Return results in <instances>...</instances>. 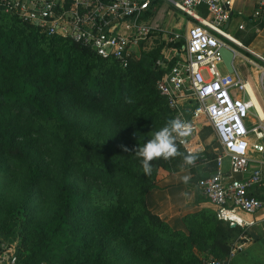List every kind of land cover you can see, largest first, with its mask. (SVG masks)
I'll return each instance as SVG.
<instances>
[{
    "label": "rangeland",
    "instance_id": "rangeland-1",
    "mask_svg": "<svg viewBox=\"0 0 264 264\" xmlns=\"http://www.w3.org/2000/svg\"><path fill=\"white\" fill-rule=\"evenodd\" d=\"M154 5L156 13L151 21L158 24L164 32L147 36L139 44L131 66L136 84L133 97L141 98L140 100L156 93V60L169 58L177 51L169 44V34L166 33L176 31L183 35L187 22V16L173 8L168 0H158ZM233 25L234 23L230 32L239 38L241 33L234 32ZM125 30L128 29L121 28V31ZM260 41L264 42V39H259ZM260 56L264 58V53L250 54L249 58L254 63L251 65L246 62L245 65L256 78L254 81L249 76L258 99L264 105V59ZM255 64L259 71L253 69ZM219 68L223 72L221 64ZM148 71H151L149 75ZM158 107L160 103L150 107L151 112H157ZM190 111L189 106L182 108L183 117L189 124L192 123ZM63 115L66 119L78 121L84 128L85 135L107 153L114 154L123 149L125 151L126 147L129 149L125 151L128 156L138 162L135 149L155 132L150 128L134 125L121 133L120 127L101 113L78 106L66 109ZM14 116L20 128L27 131L22 140L26 156H1L5 159L0 170V250L15 253L16 246L22 239L20 226H12L11 219L6 217V207L26 198L33 220H48L59 211L56 184L64 173L75 186L88 192L83 202L85 209L80 210V224L87 230L94 224L101 226L98 229L100 233L95 236L96 242L84 253L86 257L102 245V264H205L204 260L207 258L226 263L229 257V264H264V221L250 229L246 228L243 233L229 232L227 224L216 217L215 208L209 203H203L190 213L196 215L184 218L181 228L170 227L167 230L145 214L136 181L119 179L116 175L115 184L106 185L93 177L86 178L83 172L88 165L83 161L81 150L76 146L71 149L65 147L63 133L54 121L38 119L33 110L27 107L15 112ZM169 118L171 117L168 114L162 118L160 128ZM196 125V137L202 143L201 148L205 150L201 151L202 154L194 161L195 164L189 166L183 157L155 160L152 175L143 173L148 182L156 186L183 184L191 191L197 187L198 180L209 173L210 160L205 154L208 148H211L208 153L215 154L222 150V146L205 117L199 118ZM179 150L181 151L180 148ZM224 165L227 167L226 160ZM90 172V176L98 173L91 166ZM185 177H188V183H183ZM127 218L134 220L133 225L128 224ZM175 230L180 233L173 232ZM244 234L251 242L241 249V235Z\"/></svg>",
    "mask_w": 264,
    "mask_h": 264
},
{
    "label": "trees",
    "instance_id": "trees-1",
    "mask_svg": "<svg viewBox=\"0 0 264 264\" xmlns=\"http://www.w3.org/2000/svg\"><path fill=\"white\" fill-rule=\"evenodd\" d=\"M183 42L182 39L169 44L179 50ZM164 62L166 67L156 65L157 78L173 64L174 58L166 57ZM132 63L133 60L127 67H121L111 57H101L90 48L68 39L48 37L35 26L0 10V170L5 159L1 156H26L22 140L27 131L20 128L14 114L27 107L38 119L56 123L63 133L62 141L66 148L79 147L83 161L88 165L83 172L86 178L93 177L106 185H114L116 175L119 179L136 181L145 214L170 230L171 226L151 213L145 204L146 192L157 186L145 179L140 163L130 158L124 149L114 154L107 153L85 135L78 121L66 119L63 115L66 109L78 106L101 113L116 123L121 133L134 125L159 130L162 118L167 114L174 118V112L157 88L154 96L142 100L133 97L136 84ZM147 73L149 75L151 71ZM126 97L133 102L126 103ZM158 103V111L152 113L150 107ZM179 148L185 155H194L196 159L205 150L187 154L180 145ZM205 155L210 160V173L215 168L216 154L207 152ZM90 166L98 172L95 176H90ZM56 185L60 208L44 222L33 220L26 198L5 209L12 226H20L22 239L15 252L18 264H102V245L91 255L84 256L96 242L95 236L101 227L94 224L87 230L80 224V210L85 209L83 202L88 192L75 186L64 173ZM205 201L202 196L196 198L197 203ZM188 215L196 214L187 213L182 220L185 221ZM127 222L133 225L134 220L127 218ZM226 224L229 232H244L242 228Z\"/></svg>",
    "mask_w": 264,
    "mask_h": 264
},
{
    "label": "built area",
    "instance_id": "built-area-1",
    "mask_svg": "<svg viewBox=\"0 0 264 264\" xmlns=\"http://www.w3.org/2000/svg\"><path fill=\"white\" fill-rule=\"evenodd\" d=\"M168 1L187 16V22L183 35L176 31L166 33L169 42H184L171 56L173 64L156 79V88L175 117L185 121L182 108H191V133L180 144L187 154L203 150L196 137V123L199 118L207 119L222 150L215 153L214 170L198 180L197 188L214 206L218 220L245 230L255 223L250 217L264 209V118L252 104L248 82L237 73L219 68V64L223 65L221 46L234 52L232 46L245 49L228 28L234 0ZM155 2L0 0V10L35 26L48 37L77 42L127 67L147 36L164 32L151 22ZM254 2L250 20L264 19V0ZM122 27L128 30L121 31ZM243 28V24L238 26ZM156 65L166 67L164 58L157 59ZM251 111L255 123L248 126L246 118ZM253 154L261 156L259 166H251ZM241 239L244 242L248 238L244 234ZM204 262L225 264L211 258ZM0 264H18V258L14 252L1 250Z\"/></svg>",
    "mask_w": 264,
    "mask_h": 264
},
{
    "label": "crops",
    "instance_id": "crops-1",
    "mask_svg": "<svg viewBox=\"0 0 264 264\" xmlns=\"http://www.w3.org/2000/svg\"><path fill=\"white\" fill-rule=\"evenodd\" d=\"M255 2L254 0H234L232 5V16L228 25L229 31L233 25L234 32L241 33V36L238 38L245 49L232 46L235 50V55L232 61V66L234 69L233 73H237L243 80L247 81L248 84H253L250 80L251 78L255 79L253 73L248 70L245 63L253 65V61L249 58V55H257L258 53H264V42L259 39H264V19L250 20V16L253 12ZM156 13L155 5L152 7V17L154 18ZM152 22V21H151ZM154 24V23H153ZM240 24L244 25L243 29H238ZM156 25V24H155ZM157 26H159L157 24ZM235 36V35H234ZM236 37V36H235ZM248 52V53H247ZM223 66V65H222ZM257 64H255L253 69H256ZM250 67V66H249ZM251 68V67H250ZM223 72H226L223 67ZM262 73V72H261ZM263 79V78H261ZM250 93L255 101V104L258 109V113L262 118H264V105L260 100L257 99L256 93L253 88L250 89ZM253 111L250 112L246 118V124L248 126H253L255 123ZM211 149V148H210ZM208 148V152H211ZM220 151V150H219ZM253 161L251 162L252 167L260 165L259 160L261 156L259 154H253ZM264 166V164H261ZM194 198H192V190L188 191L187 186L183 184L173 185V186H157L148 190L145 194V204L151 213L157 215L161 220L168 223L173 228H181L183 226V216L187 213L196 211L201 204H208L209 202L197 203L196 198L202 196L197 187L194 189ZM203 197V196H202ZM214 207L211 203H209ZM250 219L255 220V223L248 227L252 228L259 222L264 221V209L259 210L256 214L250 217ZM247 230V229H245ZM250 234V231H249ZM247 236V235H246ZM250 239H247V242L242 243L241 249L247 246L250 243ZM233 254V253H232ZM232 254L230 256H232ZM230 259V257H229ZM229 259L226 260L225 264H229Z\"/></svg>",
    "mask_w": 264,
    "mask_h": 264
},
{
    "label": "clouds",
    "instance_id": "clouds-1",
    "mask_svg": "<svg viewBox=\"0 0 264 264\" xmlns=\"http://www.w3.org/2000/svg\"><path fill=\"white\" fill-rule=\"evenodd\" d=\"M126 103H132L130 97L125 98ZM191 133V126L179 116L167 119L164 126L155 131L151 138L140 144L135 149V157L139 160L143 173L151 176L153 173V161L158 159L170 160L183 157L185 163L193 164L196 157L185 155L179 150V145L184 143V138ZM125 151H129L125 147ZM187 181L188 177L184 178Z\"/></svg>",
    "mask_w": 264,
    "mask_h": 264
},
{
    "label": "water",
    "instance_id": "water-1",
    "mask_svg": "<svg viewBox=\"0 0 264 264\" xmlns=\"http://www.w3.org/2000/svg\"><path fill=\"white\" fill-rule=\"evenodd\" d=\"M221 58H222V63H223V67L225 68V70L229 73H233L234 69L232 66V61L235 55V52L228 49L225 46H221L219 49ZM262 156L264 157V152L262 154ZM192 198H194V190H192Z\"/></svg>",
    "mask_w": 264,
    "mask_h": 264
},
{
    "label": "bare ground",
    "instance_id": "bare-ground-1",
    "mask_svg": "<svg viewBox=\"0 0 264 264\" xmlns=\"http://www.w3.org/2000/svg\"><path fill=\"white\" fill-rule=\"evenodd\" d=\"M251 88H253L252 87V85L249 83V84H247V89H248V91H249V93H250V89ZM253 90L255 91V89L253 88ZM256 93V92H255ZM250 96H251V99H252V104H253V106H254V108L257 110V112H258V109H257V106H256V104H255V101H254V99H253V97H252V95H251V93H250ZM256 97H257V99H258V96H257V94H256ZM259 100V99H258ZM260 102V101H259ZM260 104H261V102H260ZM260 115V114H259ZM262 117V116H261Z\"/></svg>",
    "mask_w": 264,
    "mask_h": 264
}]
</instances>
